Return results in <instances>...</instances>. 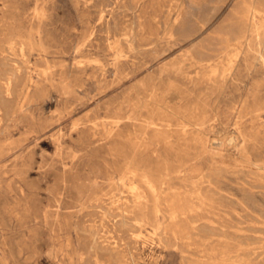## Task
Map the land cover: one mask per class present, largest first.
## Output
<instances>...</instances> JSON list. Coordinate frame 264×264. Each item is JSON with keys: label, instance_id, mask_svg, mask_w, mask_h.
Segmentation results:
<instances>
[{"label": "rangeland", "instance_id": "obj_1", "mask_svg": "<svg viewBox=\"0 0 264 264\" xmlns=\"http://www.w3.org/2000/svg\"><path fill=\"white\" fill-rule=\"evenodd\" d=\"M207 263L264 264V0H0V264Z\"/></svg>", "mask_w": 264, "mask_h": 264}, {"label": "bare ground", "instance_id": "obj_2", "mask_svg": "<svg viewBox=\"0 0 264 264\" xmlns=\"http://www.w3.org/2000/svg\"><path fill=\"white\" fill-rule=\"evenodd\" d=\"M53 91V90H52ZM58 116V115H57ZM181 167V166H180ZM149 193V192H148ZM149 201V200H148ZM143 203V202H142ZM149 203V202H148ZM142 206H143V204H142ZM148 207V206H147ZM186 208H187V206H186ZM188 210V209H187ZM138 211V210H137ZM177 211V210H176ZM190 211V210H189ZM147 212V211H146ZM170 212H172L171 210H170ZM186 212V211H185ZM139 213V212H138ZM170 214V213H169ZM172 214V213H171ZM179 214V213H178ZM188 214H189V212H188ZM187 214V215H188ZM180 215V214H179ZM170 216V215H169ZM189 216H191L190 214H189ZM145 217V216H144ZM157 217V216H156ZM138 218H140V217H138ZM184 218V217H183ZM187 218V217H186ZM169 219V218H168ZM180 219H182L181 217H180ZM145 220V219H144ZM148 220V219H147ZM166 221V220H165ZM177 221V220H176ZM192 221V220H191ZM146 222V221H145ZM148 222H149V220H148ZM151 222V221H150ZM190 226V225H189ZM170 227V226H169ZM172 227H173V225H172ZM176 226H174V228H175ZM178 227H179V225H178ZM182 227V226H181ZM171 228V227H170ZM158 229V228H157ZM183 229V228H182ZM181 229V230H182ZM174 230V229H173ZM177 230V229H176ZM179 230H180V227H179ZM172 231V230H171ZM183 231H184V229H183ZM178 232V231H177ZM176 232V234H179V233H177ZM182 232V231H181ZM186 232V231H185ZM173 233V232H172ZM184 233V232H183ZM182 234V233H181ZM183 235V234H182ZM185 235V234H184ZM174 236V235H173ZM180 237H181V235H179ZM184 237V236H183ZM180 239V238H179ZM214 239V238H213ZM189 240V239H188ZM198 243V242H197ZM204 246V245H203ZM219 246V245H218ZM220 246H222V245H220ZM224 246V245H223ZM206 247V246H205ZM217 248V247H216ZM228 248V247H227ZM205 249H208V248H205ZM210 249V248H209ZM223 249V248H222ZM203 250V249H202ZM211 250V249H210ZM228 250V249H227ZM230 250V249H229ZM201 251V250H200ZM206 253V252H205ZM209 253V252H208ZM220 253V252H219ZM218 253V254H219ZM232 253V252H231ZM207 254V253H206ZM226 254V253H225ZM199 255V254H198ZM215 255V254H214ZM220 255V254H219ZM211 256V255H210ZM193 257V256H192ZM204 256H202V258H203ZM209 257V256H208ZM207 257V258H208ZM217 257H218V255H217ZM225 257V256H224ZM197 258V257H196ZM222 258V257H221ZM213 261H215V260H213ZM217 261V260H216ZM231 261V260H230ZM185 262V261H184ZM218 262V261H217ZM207 264H209V263H207ZM212 264V263H211ZM224 264V263H223ZM227 264V263H226Z\"/></svg>", "mask_w": 264, "mask_h": 264}]
</instances>
